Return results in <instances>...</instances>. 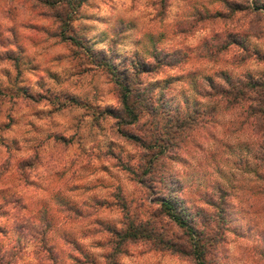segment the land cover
I'll use <instances>...</instances> for the list:
<instances>
[{"label": "clouds", "instance_id": "clouds-1", "mask_svg": "<svg viewBox=\"0 0 264 264\" xmlns=\"http://www.w3.org/2000/svg\"><path fill=\"white\" fill-rule=\"evenodd\" d=\"M0 264H264V0H0Z\"/></svg>", "mask_w": 264, "mask_h": 264}]
</instances>
